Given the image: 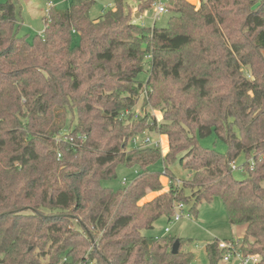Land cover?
<instances>
[{
    "label": "trees",
    "instance_id": "trees-1",
    "mask_svg": "<svg viewBox=\"0 0 264 264\" xmlns=\"http://www.w3.org/2000/svg\"><path fill=\"white\" fill-rule=\"evenodd\" d=\"M97 1L53 4L30 41L21 0H0V264H191L185 240L143 231L216 197L264 264V0H170L166 27L133 22L125 0L92 18ZM155 2L136 0L138 12ZM145 132L166 135L168 151L128 149ZM211 134L226 152L201 146ZM121 164L138 176L105 185Z\"/></svg>",
    "mask_w": 264,
    "mask_h": 264
},
{
    "label": "rangeland",
    "instance_id": "rangeland-1",
    "mask_svg": "<svg viewBox=\"0 0 264 264\" xmlns=\"http://www.w3.org/2000/svg\"><path fill=\"white\" fill-rule=\"evenodd\" d=\"M192 3L199 5L200 0H189ZM53 4H56L60 7L65 6V0H56ZM126 8L128 6L136 5V0H125ZM170 0H156V2L146 11L143 12L141 19L135 18V13H138L137 8L132 9L133 22L140 23L145 26H158L166 27L168 25L169 18L172 15V12L168 9ZM160 5H163L167 8L166 11L161 12L157 16V10ZM115 4L113 0H98L96 4L91 8L90 15L92 18L99 17L103 10L109 7H114ZM50 8L49 2L46 0H21L18 4V18L20 23V34L27 36L31 41L33 37L41 33L44 29V17L46 16L48 9ZM149 68V63H146L145 69L139 76L140 79L144 80L147 78V70ZM246 70L247 75H250ZM142 105H143V96L140 98L139 103L135 107V111L138 114H142ZM158 121L163 117L162 112L159 110L152 111ZM150 137L153 140L160 141V148L165 154L168 151L167 137L163 135H158L156 133L145 132L137 138V144L133 141H130L128 144V149L138 146L143 142V139ZM162 139V140H161ZM164 139V140H163ZM201 146L205 148H213L219 152H226L227 144L216 138L215 134L199 138ZM243 157L239 159L237 168L234 169V176L238 179L246 177L247 173L242 170L241 163ZM153 170L162 171L164 170V165L161 161L152 166ZM171 169L174 171L177 181H182L188 178L189 174L184 170L178 162L174 163L171 166ZM139 174L137 167H128L124 164H121L117 168V177L112 180H107L104 182L105 185L111 186L114 188L122 187L131 183ZM162 181L164 187L168 186L169 180L167 176H162ZM264 186V181H263ZM168 188V187H167ZM156 193H149L143 201H147L153 198ZM188 206L185 207L184 213H182V218L180 220H174V218L169 219L166 216H163L156 221L152 229L144 230V234L147 236H164L171 235L173 237L182 238L186 241L182 245V249L185 251H191L194 254V259L191 264H210L206 245L215 240H225L231 238H237L241 241L243 245L244 234L246 225H231L228 221L226 210L223 204V201L220 197H216L212 201H203L200 205V210L197 216L188 214ZM166 228H169V231L166 232ZM47 260V258H43ZM218 264H224L219 261Z\"/></svg>",
    "mask_w": 264,
    "mask_h": 264
},
{
    "label": "built area",
    "instance_id": "built-area-1",
    "mask_svg": "<svg viewBox=\"0 0 264 264\" xmlns=\"http://www.w3.org/2000/svg\"><path fill=\"white\" fill-rule=\"evenodd\" d=\"M50 7L53 5L52 2H49ZM167 8L163 5H160L157 10V16L161 12L166 11ZM138 114V113H137ZM137 114L135 116H137ZM137 144V141H134ZM146 145H154L160 146L159 140H153L147 137L139 146H146ZM233 168L236 169L237 165L233 164ZM253 168V165L251 166ZM186 205L184 203L176 204V212L173 216L174 220H180L182 218V213H184ZM189 212V211H188ZM190 215V212L188 213ZM169 231V228H166V232ZM218 248L222 252L221 262L224 264H260L261 263V256L258 254L247 253L242 248V243L237 238L225 239V240H218L217 241Z\"/></svg>",
    "mask_w": 264,
    "mask_h": 264
},
{
    "label": "crops",
    "instance_id": "crops-1",
    "mask_svg": "<svg viewBox=\"0 0 264 264\" xmlns=\"http://www.w3.org/2000/svg\"><path fill=\"white\" fill-rule=\"evenodd\" d=\"M53 3V2H52ZM133 8H137L136 7V5H134L133 6ZM142 15H143V13H140V12H138V13H135V18H136V21H137V19H141V17H142ZM137 22H139V21H137ZM160 112V111H159ZM162 114V113H161ZM156 116V115H155ZM163 136H166V135H163ZM167 137V136H166ZM167 139V143H168V137L166 138ZM162 140V139H161ZM164 140V139H163ZM168 145H169V143H168ZM168 148H169V146H168ZM168 187V186H167ZM167 187L165 188V189H167Z\"/></svg>",
    "mask_w": 264,
    "mask_h": 264
},
{
    "label": "water",
    "instance_id": "water-1",
    "mask_svg": "<svg viewBox=\"0 0 264 264\" xmlns=\"http://www.w3.org/2000/svg\"><path fill=\"white\" fill-rule=\"evenodd\" d=\"M179 248H180V241L176 240L174 245H173L172 252L177 253L179 251Z\"/></svg>",
    "mask_w": 264,
    "mask_h": 264
}]
</instances>
